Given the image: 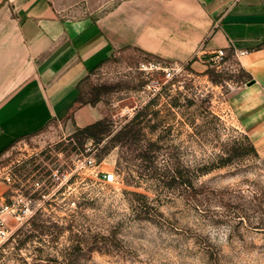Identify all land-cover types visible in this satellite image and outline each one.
Wrapping results in <instances>:
<instances>
[{"label":"rangeland","instance_id":"374dc122","mask_svg":"<svg viewBox=\"0 0 264 264\" xmlns=\"http://www.w3.org/2000/svg\"><path fill=\"white\" fill-rule=\"evenodd\" d=\"M148 58L113 57L85 82L92 99L111 87L97 100L113 122L100 143L52 125L0 157L2 179L12 176L6 198L23 194L34 210L12 219L0 264H264V151L250 150L229 105L248 76L227 57L203 71L185 63L152 96L138 69ZM132 120L138 133L114 142ZM86 154L97 164L82 166ZM54 170L69 180L54 181Z\"/></svg>","mask_w":264,"mask_h":264},{"label":"crops","instance_id":"0c3cea01","mask_svg":"<svg viewBox=\"0 0 264 264\" xmlns=\"http://www.w3.org/2000/svg\"><path fill=\"white\" fill-rule=\"evenodd\" d=\"M221 48L248 76L229 105L264 151V0H0V157L52 125L75 132L106 117L85 82L113 57L203 71ZM9 189L0 175V196Z\"/></svg>","mask_w":264,"mask_h":264},{"label":"built area","instance_id":"2783aa9c","mask_svg":"<svg viewBox=\"0 0 264 264\" xmlns=\"http://www.w3.org/2000/svg\"><path fill=\"white\" fill-rule=\"evenodd\" d=\"M226 51L224 48L219 49L217 52L212 54L208 61L212 65H217L225 60ZM138 69L143 72L144 76H150V83L147 87L152 92V96L158 94L170 81H173L176 76H183L185 71V64L168 61L158 57L148 58L139 63ZM154 76H164V80H159ZM154 77V78H153ZM97 164L95 155L86 154L81 160L82 166H94ZM52 179L56 182H64L69 180L68 172H60L54 170L51 175ZM4 179L9 183L12 181V176L7 173ZM102 179L105 184L110 186L114 185L117 180L116 173L113 171L102 172ZM37 188L42 186L41 181H36L34 184ZM33 201L31 198L24 196L23 194H15L6 198L5 194L0 196V246L8 243L12 235V219L21 220L26 216L32 215Z\"/></svg>","mask_w":264,"mask_h":264},{"label":"trees","instance_id":"16d2710c","mask_svg":"<svg viewBox=\"0 0 264 264\" xmlns=\"http://www.w3.org/2000/svg\"><path fill=\"white\" fill-rule=\"evenodd\" d=\"M108 89H111V87L107 85L95 87L96 95L92 99V103H95L97 100H99L104 90ZM112 131L113 122L108 116H106L85 127L77 128L72 137H74L81 145H84L89 139L93 140L95 143H100L105 138V136L110 134ZM137 131L139 130H137L135 127V120H132L123 126L119 131H117L112 140L116 142L122 139H129L132 136H135V134L138 133ZM251 143L250 150L256 153L257 148L253 142ZM173 178H176V176H173Z\"/></svg>","mask_w":264,"mask_h":264},{"label":"water","instance_id":"95a60500","mask_svg":"<svg viewBox=\"0 0 264 264\" xmlns=\"http://www.w3.org/2000/svg\"><path fill=\"white\" fill-rule=\"evenodd\" d=\"M254 83V81H251L250 84Z\"/></svg>","mask_w":264,"mask_h":264}]
</instances>
